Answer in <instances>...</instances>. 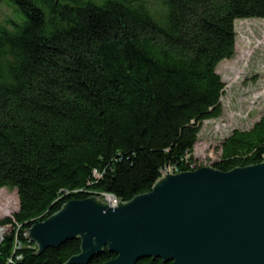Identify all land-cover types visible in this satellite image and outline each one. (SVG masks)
<instances>
[{
    "label": "trees",
    "instance_id": "trees-1",
    "mask_svg": "<svg viewBox=\"0 0 264 264\" xmlns=\"http://www.w3.org/2000/svg\"><path fill=\"white\" fill-rule=\"evenodd\" d=\"M6 1L16 17L0 22V188L17 190L18 209L0 217V264H66L79 238L37 254L27 228L69 200L126 202L162 169H197L202 122L222 113L216 67L234 55L235 21L264 18V0ZM263 156L264 115L227 135L212 166ZM114 257L104 247L88 264Z\"/></svg>",
    "mask_w": 264,
    "mask_h": 264
},
{
    "label": "water",
    "instance_id": "water-1",
    "mask_svg": "<svg viewBox=\"0 0 264 264\" xmlns=\"http://www.w3.org/2000/svg\"><path fill=\"white\" fill-rule=\"evenodd\" d=\"M26 232L37 254L79 238L66 264H88L104 247L115 254L104 264H264V156L227 172L207 165L162 174L115 206L99 195L72 199Z\"/></svg>",
    "mask_w": 264,
    "mask_h": 264
},
{
    "label": "rangeland",
    "instance_id": "rangeland-1",
    "mask_svg": "<svg viewBox=\"0 0 264 264\" xmlns=\"http://www.w3.org/2000/svg\"><path fill=\"white\" fill-rule=\"evenodd\" d=\"M14 17V7L0 0V22ZM234 27V55L216 67L224 83L220 97L222 113L202 122L193 149L194 164L199 167L212 165L222 140L234 129H248L264 115V18L237 19ZM100 198L106 201L104 196ZM17 209V190L0 188V217Z\"/></svg>",
    "mask_w": 264,
    "mask_h": 264
},
{
    "label": "built area",
    "instance_id": "built-area-1",
    "mask_svg": "<svg viewBox=\"0 0 264 264\" xmlns=\"http://www.w3.org/2000/svg\"><path fill=\"white\" fill-rule=\"evenodd\" d=\"M160 172H161V173H160L161 175H162V174H167V173H175V172H173V170L170 169V168L162 169ZM116 201H117V200H116ZM6 233H8V228H7L6 226H0V242L3 240L4 236L6 235ZM26 233H27V232L25 231V235H26ZM15 243H16V249L19 250L20 247H21V244H20V241L17 240V238H16V240H15ZM34 248H35V247H34Z\"/></svg>",
    "mask_w": 264,
    "mask_h": 264
},
{
    "label": "bare ground",
    "instance_id": "bare-ground-1",
    "mask_svg": "<svg viewBox=\"0 0 264 264\" xmlns=\"http://www.w3.org/2000/svg\"><path fill=\"white\" fill-rule=\"evenodd\" d=\"M105 195H106V196H110V197H112L110 194H104L103 196H105ZM112 198H114V197H112ZM114 199H115V198H114ZM111 202H115V203H112V204L110 205V203H111ZM116 203H117V201H116V200H115V201H114V200H112V201H109V202H107V204H109L110 206H115V205H116Z\"/></svg>",
    "mask_w": 264,
    "mask_h": 264
}]
</instances>
